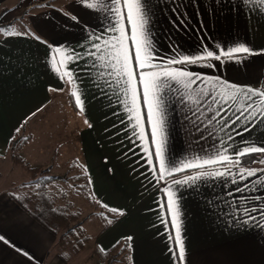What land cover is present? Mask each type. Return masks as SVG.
Returning <instances> with one entry per match:
<instances>
[{"label": "crops", "instance_id": "obj_1", "mask_svg": "<svg viewBox=\"0 0 264 264\" xmlns=\"http://www.w3.org/2000/svg\"><path fill=\"white\" fill-rule=\"evenodd\" d=\"M148 3L155 47L162 55H171L170 45L187 55L202 54L205 48L218 53L246 46L252 54L222 56L183 67L201 75L205 82L218 77L240 87L264 90V7L258 0ZM113 23L112 13L89 9L80 0H0V28L12 27L20 33L9 36L0 32V264H86L102 258L96 253L101 248L109 252L123 241H127L128 250L112 260L120 258L121 264H264V221L259 225L245 222L246 217L237 211V206H255L253 197L264 195V184L257 192L235 191L245 184L253 187L257 177L241 180L233 167L231 176L202 177L179 187L172 185L174 178L200 170L157 182L145 159V142L133 136L119 105L117 86L113 83L109 88L99 75L103 69L85 68L84 60L71 64L79 76L72 82L67 77L61 80L52 70L53 56L58 66L62 60L67 63L73 49L86 52L101 33L107 39L105 30ZM57 47L61 53L52 51ZM65 70L61 66V73ZM74 89L81 94L83 110L75 105ZM182 92L184 89L165 96L166 163L179 166L186 159L207 158L224 147L228 148L225 154L234 157L232 149L245 147L243 141H264V123L243 137L231 133L234 140H229L230 130H221V125L213 122L207 130L202 129L205 138L200 139L196 125L206 121L203 117L196 120L193 112L197 105L181 100ZM237 130L242 131L243 126ZM16 135L28 137L20 156L31 167H50L49 175H60L58 172L71 167L75 180L87 175L93 197L92 202L88 200L97 217L88 223L91 232L79 218L89 236L82 250L75 251L70 243L62 249L59 235L14 199L13 195L31 190L29 185L17 186L18 177H11L14 172H27L24 183L35 179L10 156V142ZM219 140L225 145L216 143ZM214 143L216 147H212ZM147 146L151 147L150 141ZM153 161L156 165L155 158ZM258 161L241 167L264 168ZM214 168L225 171L226 165ZM233 179L238 183H232ZM8 181L14 189H6ZM76 183L79 186L78 180ZM170 185L181 209L182 262L176 256L175 232L163 208L164 189ZM50 189L60 206L70 203L69 210L75 211L67 200L68 190H57L55 183ZM243 196L249 198L247 202ZM112 208L117 212L110 211Z\"/></svg>", "mask_w": 264, "mask_h": 264}, {"label": "snow or ice", "instance_id": "obj_2", "mask_svg": "<svg viewBox=\"0 0 264 264\" xmlns=\"http://www.w3.org/2000/svg\"><path fill=\"white\" fill-rule=\"evenodd\" d=\"M80 3L89 9L106 10L112 13L114 23L110 29L105 30L109 33L108 38L105 39L103 33L95 36L90 47L84 53H77L73 49L67 55V63L63 60L60 62V65L66 69L63 73H61V66L57 65L55 56H53L50 61L52 70L61 80L67 77L69 82H72L73 79L78 81L79 76L75 75L77 69L70 68L71 64L84 60L85 68L99 67L103 69L99 75L104 78V83L109 88L112 87L113 83L117 86L119 105L127 116L133 136L145 142L143 151L146 154V162L152 169L153 178L159 182L164 180L166 176L174 177L175 174L189 170H200L195 175H186L182 179L174 178L172 185L179 187L194 184L202 177L231 176V168L235 167L241 180L257 177L256 180L252 181L253 187L250 188L249 184H245L242 188L237 187L235 191L241 193L259 191V186L264 184V176L258 174L264 173V168L247 169L241 167V164L243 157L264 154V141L259 144L243 141L245 147L232 149L235 153L234 157L225 154L228 148L224 147L223 151L217 150L214 155L207 156V158L196 156L192 159H186L179 166L170 162L166 163L165 159V96L168 92H178L180 89H184V92L181 93V100L186 98L197 105L193 116L196 120L203 117L206 121V123L201 122V124L196 125V131L201 132L200 139L205 138L202 129L207 130L213 122L220 124L221 130H230L229 140H234L231 133L243 137L245 132L251 133L258 126V123H264V90L240 87L222 81L218 77L213 78L210 83L205 82L201 75L183 67L196 65L203 60H220L222 56L252 54L250 49L241 45L230 50L221 49L215 53L205 48L202 54L187 55L182 53L176 45H170L169 52L171 55H162L155 47L150 26L148 0H94V2L80 0ZM258 3L264 7V0H258ZM173 11H178V9H173ZM0 32L9 36L20 35L12 27L0 28ZM35 38L39 39L38 37ZM52 51L57 54L61 53L59 47ZM201 83H204V87H201ZM98 89L101 92L105 91L99 85ZM59 91H63V89H59ZM72 96L75 98V105L83 110L84 104L79 90L74 89ZM121 123H124L123 119ZM145 125H147V130ZM241 126H243V130L238 131L237 129ZM208 135L212 136L213 134L209 132ZM149 141L151 147L147 146ZM216 143L225 145L223 140ZM216 143L212 147H216ZM153 158L157 162L156 165H154ZM252 162H257L254 156ZM258 162L264 164V159ZM215 165H226L225 171L215 169ZM157 173H159L158 176ZM232 183L237 184L238 181L233 179ZM164 191L166 200L163 208L167 210L170 218L168 222L171 223L175 232L176 256L182 262L185 249L181 239V209L177 193L171 185L166 187ZM241 199L247 202L249 198L243 196ZM253 199L255 206H245L243 209L237 206V211L246 217L245 222L259 225L260 221H264V207L261 206L264 205V195L254 196ZM110 211L117 212V209L112 208ZM127 239L130 241L132 238L128 237ZM100 251L106 250L101 248Z\"/></svg>", "mask_w": 264, "mask_h": 264}, {"label": "trees", "instance_id": "obj_3", "mask_svg": "<svg viewBox=\"0 0 264 264\" xmlns=\"http://www.w3.org/2000/svg\"><path fill=\"white\" fill-rule=\"evenodd\" d=\"M20 137L12 139L10 147L16 149L13 155L14 161L22 165L24 168L34 174V180L23 183V186H31V190L27 192H21L17 195H13L14 199L26 210H28L38 221L44 225L52 228V230L59 235V245L63 249L67 247L68 243H71L75 251H80L85 247V243L89 240V236L83 227L80 226V220L78 213L69 210L67 207L60 206L56 198H53L50 185L56 180L62 179L60 175H49L50 169H43L40 167H31L24 161L17 153L19 149L28 141V137L18 139ZM256 160L263 159V154H253ZM253 156H247L242 158V165L252 164ZM43 172L44 175L39 177L38 173ZM47 173V174H45ZM83 184L80 188L83 189L85 196L91 202L93 200L91 194V188L86 174L78 176ZM128 250L127 241H123L117 247L109 252L97 251V255L108 260L107 264H112V260L115 256L122 255Z\"/></svg>", "mask_w": 264, "mask_h": 264}, {"label": "rangeland", "instance_id": "obj_4", "mask_svg": "<svg viewBox=\"0 0 264 264\" xmlns=\"http://www.w3.org/2000/svg\"><path fill=\"white\" fill-rule=\"evenodd\" d=\"M20 135V134H19ZM20 137V136H19ZM22 137L18 138L21 140ZM25 138V137H24ZM22 148V147H21ZM17 151V153L20 155V150ZM9 153L10 156L14 159L13 155L16 152V149H13L9 146ZM262 158L264 159V154L262 156ZM43 168V167H40ZM46 169V168H43ZM48 169H50V167H48ZM61 173L60 176L62 177V179L56 180V182H54L56 184V189L58 190V188H64L66 190H68L69 195L67 197V200L70 202L71 201V206L74 207L75 211H79L80 213L78 214L80 216V219L85 222L86 224V228L89 232H91V229L88 227V223L92 221H94L97 217L96 215V211H94V205L92 203H90V201L86 198L85 193L83 191L82 188H80V186L82 187V183L80 181V179H77L81 184L80 186H77V183L75 180L76 174H73V171L70 168H65L62 172H58ZM47 174V173H45ZM44 173L41 171L40 173H38V176L41 177L43 176ZM27 176V172L21 170V172H14L11 177L12 178H17L15 183L17 184V186L20 185V187L23 186V183L25 182L24 177ZM11 181V178H10ZM10 181L7 182L6 185V189L9 187L10 189H14V187H12L11 184H8ZM60 190V189H59ZM60 192V191H59ZM60 197H58V202L62 203V201H59ZM74 211V212H75ZM71 244V243H70ZM70 245L68 244L67 247H69ZM72 246V245H71ZM72 248V247H71ZM70 248V252L73 251V249ZM107 260H105L104 258H101L99 261H96L95 259H92L90 261H86V264H107ZM112 264H121V259L120 258H116L114 261H112Z\"/></svg>", "mask_w": 264, "mask_h": 264}]
</instances>
